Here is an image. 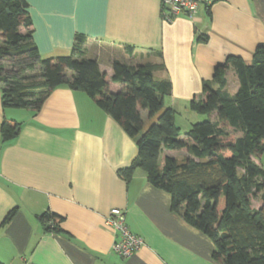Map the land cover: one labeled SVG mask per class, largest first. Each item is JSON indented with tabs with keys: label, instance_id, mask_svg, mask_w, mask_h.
Segmentation results:
<instances>
[{
	"label": "crops",
	"instance_id": "crops-1",
	"mask_svg": "<svg viewBox=\"0 0 264 264\" xmlns=\"http://www.w3.org/2000/svg\"><path fill=\"white\" fill-rule=\"evenodd\" d=\"M26 1L43 59L70 56L83 35L85 56L98 61L111 92L126 89L111 81L115 60L151 63L160 67L155 77L170 79L167 106L176 112L201 98L218 65L230 57L250 63L264 44V0H209L194 16L171 21L159 0ZM227 79L229 90L230 80L237 89L233 68ZM5 117L20 127L4 144L0 130V263L221 264L213 258V242L172 212L170 194L150 184L144 171L130 182L118 175L137 158V144L87 94L58 87L34 113L5 109L0 84V129ZM180 152L163 151L160 166L166 157L180 160ZM116 208L144 240L130 258L114 253L115 232L105 225ZM46 212L64 218L61 232L45 230L40 217Z\"/></svg>",
	"mask_w": 264,
	"mask_h": 264
},
{
	"label": "trees",
	"instance_id": "trees-1",
	"mask_svg": "<svg viewBox=\"0 0 264 264\" xmlns=\"http://www.w3.org/2000/svg\"><path fill=\"white\" fill-rule=\"evenodd\" d=\"M28 8L26 0H0L4 108L37 113L58 87L84 92L137 144V158L118 170L121 178L130 182L137 170L144 171L150 184L170 194L172 212L213 242L214 260L264 264V44L257 46L250 63L230 57L215 68L212 80L203 84L201 98L190 101L191 110L206 119L194 123L181 138L176 110L165 107L172 84L155 77L159 66L115 60L111 81L126 89L113 93L98 61L85 56L83 35L76 37L70 56L43 59L32 38ZM230 68L238 79L235 92L228 88ZM143 111L152 121L148 128ZM19 125L4 118L3 144L17 137ZM165 150L190 157H166L161 167ZM15 213L12 210L1 226ZM40 218L47 232H61L62 216L46 212Z\"/></svg>",
	"mask_w": 264,
	"mask_h": 264
},
{
	"label": "built area",
	"instance_id": "built-area-1",
	"mask_svg": "<svg viewBox=\"0 0 264 264\" xmlns=\"http://www.w3.org/2000/svg\"><path fill=\"white\" fill-rule=\"evenodd\" d=\"M163 7V15L167 21H171L178 15L194 16L202 3L209 0H159ZM105 225L115 232L116 240L113 251L123 258L135 255L143 246L142 237L135 235L127 224L126 212L122 209H112L105 217Z\"/></svg>",
	"mask_w": 264,
	"mask_h": 264
},
{
	"label": "rangeland",
	"instance_id": "rangeland-1",
	"mask_svg": "<svg viewBox=\"0 0 264 264\" xmlns=\"http://www.w3.org/2000/svg\"><path fill=\"white\" fill-rule=\"evenodd\" d=\"M38 73V70L34 73H31V74H34L36 75ZM235 87L233 86V83H232V80H230V90L231 92H235L236 91V88L234 89ZM165 107H169L167 106L168 103V98L165 99ZM177 114H176V124L181 128V138H184L185 137V133L191 128V126L196 123V122H201L203 120H205V116L203 115H200V114H197L195 112H193L190 108V103H187L186 104V108L183 107H180V109L177 110ZM144 119H145V126L146 128H148L151 124V121L150 123H148V118L146 116H144ZM154 122H156V117L154 119ZM179 156V159L182 160L183 157L186 158L187 156L185 155H188L186 153H183V152H180L177 154Z\"/></svg>",
	"mask_w": 264,
	"mask_h": 264
},
{
	"label": "water",
	"instance_id": "water-1",
	"mask_svg": "<svg viewBox=\"0 0 264 264\" xmlns=\"http://www.w3.org/2000/svg\"><path fill=\"white\" fill-rule=\"evenodd\" d=\"M18 131H19V128L17 129L16 133H18Z\"/></svg>",
	"mask_w": 264,
	"mask_h": 264
}]
</instances>
